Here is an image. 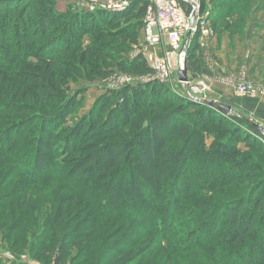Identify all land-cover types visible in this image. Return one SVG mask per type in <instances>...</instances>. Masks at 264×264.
<instances>
[{
  "label": "trees",
  "instance_id": "trees-1",
  "mask_svg": "<svg viewBox=\"0 0 264 264\" xmlns=\"http://www.w3.org/2000/svg\"><path fill=\"white\" fill-rule=\"evenodd\" d=\"M146 6L147 0H133L130 7L139 18L137 29L143 30ZM19 8L23 9L18 15ZM112 15L71 8L61 12L54 0H0V68L10 71L20 67L31 56L30 48L37 40H46L43 46L47 53L39 54L42 58L54 60L63 48L82 50L77 43L84 32L90 33L123 16L114 19ZM211 20L216 29L239 28H232L222 17ZM12 24L16 40L10 36ZM28 31L32 34L27 35ZM106 37L104 31L94 35L93 41L101 43L85 48L84 53L102 56L108 47ZM132 40L137 41V35ZM128 47L124 43L114 46L118 52ZM198 48L197 34L187 51V67L193 75L205 71L197 57ZM117 65L125 72L150 71L141 59L120 58ZM22 76V82L26 76V81H44L29 73ZM57 96L53 88L43 85L36 104L53 102ZM3 104L0 103V116L26 111L19 105ZM73 105L69 101L53 113L45 112L46 116L42 113L14 118L7 128L0 127V161L14 166L17 150H30L29 160L21 161L24 166L17 169L32 183L46 178L53 168L58 171L56 157L79 153L61 170L63 179L70 186L89 190L81 196L98 216L122 219L126 224L121 228L125 230L121 237L105 238L100 243L103 230L96 232V217L83 219L81 224L86 228L79 225L66 234L58 264L63 263L73 243L93 236L99 243L84 246L83 260L95 264H113L131 250V258L114 264H143L152 259L156 248L167 254L160 264H174V255L215 241L225 244V251L219 255L227 264H264V144L259 141V130L244 119L251 115L237 109L241 116L226 115L157 82L104 93L85 117L72 127L63 126ZM207 134L214 136L209 146ZM57 136L60 141L53 146ZM239 142H244L249 151L238 147ZM20 160H16L17 165ZM203 165L211 166V176ZM246 181L253 183L249 195L213 206L202 199L217 188ZM99 188L104 193L96 192ZM186 200L202 206L187 205L185 209L181 202ZM57 214L54 221L60 219ZM178 218L187 227L178 226ZM149 235L152 238L141 247ZM139 246L141 251L134 253Z\"/></svg>",
  "mask_w": 264,
  "mask_h": 264
},
{
  "label": "rangeland",
  "instance_id": "rangeland-1",
  "mask_svg": "<svg viewBox=\"0 0 264 264\" xmlns=\"http://www.w3.org/2000/svg\"><path fill=\"white\" fill-rule=\"evenodd\" d=\"M54 1L56 4L65 3L62 5L63 10L61 12H66L70 8L78 11L84 9L82 7L84 0ZM68 1H72V3H68ZM132 3L133 0L127 8L119 11L84 9L89 12H108L109 14H113L112 18L114 19L123 16L109 23L102 24L90 33L84 32L83 38H79L81 41L77 43L82 45V50H77V48L71 50L69 49L70 47L63 48L61 52L55 55V59L51 60L48 56H46L47 58L39 56V54L47 53V48L43 46L46 40H37L35 41V45L32 46L33 49L30 48L31 56L26 57L20 67L10 71L0 68V103H4V107L12 104L19 105L24 107L22 110H26L19 114L1 115L0 118L3 121L0 122V127L7 128L14 118L20 119L28 115H41L42 113L46 116L47 112L53 113L61 105H65L69 101L74 103V105L70 114L66 117V122L63 126L72 127L78 120H81L89 113L96 100L104 93L119 91L124 87L153 83L135 82L137 80H145L146 77L151 75L152 70L144 59V56L141 55V49L145 45V40L143 30L135 27L139 18L135 15L136 13L131 12L132 8L130 9V7ZM19 9L18 15L23 8ZM201 15L205 19L210 20L212 25V18L222 17L223 21L232 26V28L235 27L237 29L239 27L238 30L241 29L243 31V28L250 27V31H253V28L256 27L259 31L263 30L262 33H264V0H202ZM12 25L10 27L12 29L10 36L13 35L12 38L16 40V28L14 24ZM101 31L106 33L105 45H108L102 56L93 57L91 54L84 53L85 51L83 50L85 48L101 43L93 41L94 35ZM31 34L28 31L27 35ZM136 35L137 41H133L132 38L136 37ZM22 36L24 37L23 33L21 34ZM28 42H31V39ZM28 42L25 46H27ZM120 43L128 44V50L124 52L116 51L114 46ZM40 45L41 47H39ZM261 51L264 52L263 47ZM120 58L127 60L141 59L146 62L150 71L147 73L125 72L117 65V60ZM25 73L31 74L32 77H41L44 81H26L27 76L25 77V82L19 81L20 76H24ZM132 81L136 84L130 83ZM43 85L53 88V91L59 96L53 102L36 104V95ZM171 90L175 92V90ZM206 96H208L209 100H215L212 98L214 97L217 98L215 101L227 102L216 97V94L211 89L206 90ZM28 108H31L33 111L28 110ZM236 109L242 113L239 108L236 107ZM251 117L264 127L262 119L255 116ZM235 118L237 119H235L236 121L240 122L239 118ZM258 136L259 141L264 144L260 135ZM206 137V144L209 146L214 141V136L207 134ZM59 139L57 136L53 140V146L60 141ZM238 147L249 151L244 142H239ZM17 151L16 154L18 156L16 160L21 159L18 165L16 164V160L14 161V166L0 161V264H58L59 248L66 242L65 236L68 231L79 227V225L81 226L82 220L90 217H96L97 219L95 227H98V230L96 232L98 233L103 230V239L100 243L105 238L113 236L118 238L123 235L125 230L122 231L121 228H125L126 224L122 219L116 220L107 215L98 216L88 206L85 198L81 196L82 193H87L89 190H80L70 186L63 179L64 176L61 170L72 162V158L80 155L79 153H72L73 157L69 155L56 157L59 164L58 171L53 170V168L46 178L32 183L28 178L23 177L19 169H17L19 165L24 166V162L21 161L27 162L29 160L31 152L25 148H19ZM202 167L211 176V166L203 165ZM26 174L29 175V172H26ZM96 181H93L97 183L95 185H102V182L98 183ZM94 183L91 185H94ZM252 186L253 183L250 181H246L244 184L236 182L228 188H217L211 195H204L202 199L210 201L212 206L220 205L228 200L242 197V195H249ZM236 188L241 191H236ZM224 191L228 196L222 195L225 194ZM96 192L104 193L100 188ZM181 203H184L185 209L187 205L202 206V204L196 205V202L191 203L187 200ZM58 212L61 217L59 216L60 219L58 221H54L58 218ZM177 221L178 226L187 227L181 224V218H178ZM81 227L86 228L83 225ZM110 234L112 235L110 236ZM149 238L151 239L152 236L149 235L144 239L140 246L142 247L143 243L148 242ZM93 242L97 245L99 243L95 236L88 238V240L81 239L73 243L67 257L61 264L89 262V260H83L86 257L84 252L86 247L84 248V246ZM140 246L135 248L134 253L141 251ZM225 248V244H222L221 241L211 242L188 252L174 255V264H227V261L219 255L220 251L223 249L225 251ZM132 251L127 252L125 256H122L123 258L115 260L113 264L120 263L122 259L129 258V254ZM166 255V252H160L156 248L153 251L152 259L143 264H160L165 260ZM87 264H95V262Z\"/></svg>",
  "mask_w": 264,
  "mask_h": 264
},
{
  "label": "built area",
  "instance_id": "built-area-1",
  "mask_svg": "<svg viewBox=\"0 0 264 264\" xmlns=\"http://www.w3.org/2000/svg\"><path fill=\"white\" fill-rule=\"evenodd\" d=\"M131 1L84 0L83 7L87 10L119 11L127 8ZM201 4L202 0H147L143 19L145 45L141 55L152 71L145 80H137L136 83H161L197 103L208 99L206 90H209V86L206 79L196 78L187 67V51L194 37L197 34L200 38L214 33L209 20L201 15ZM189 33L190 39L183 48ZM185 68L188 69V79L181 80L179 72ZM235 92L239 96L260 97L264 100V88L258 87L245 74L240 75L236 81ZM249 119L253 120L251 116ZM259 133L264 141V127Z\"/></svg>",
  "mask_w": 264,
  "mask_h": 264
},
{
  "label": "crops",
  "instance_id": "crops-1",
  "mask_svg": "<svg viewBox=\"0 0 264 264\" xmlns=\"http://www.w3.org/2000/svg\"><path fill=\"white\" fill-rule=\"evenodd\" d=\"M64 4H56L58 11L63 10ZM212 28L213 35L199 38L196 53L205 71L195 77L206 79L216 97L227 101L223 103L264 121V100L260 97L239 96L235 92L236 81L242 74L258 87L264 88V52L261 51L262 47L264 49L263 30L254 27L250 31V27H246L243 31H226L216 29L213 25Z\"/></svg>",
  "mask_w": 264,
  "mask_h": 264
},
{
  "label": "water",
  "instance_id": "water-1",
  "mask_svg": "<svg viewBox=\"0 0 264 264\" xmlns=\"http://www.w3.org/2000/svg\"><path fill=\"white\" fill-rule=\"evenodd\" d=\"M190 39V33L187 35V37L185 38V41H184V43H183V48H185V46H186V44H187V42H188V40ZM187 73H188V69L187 68H185L184 70H181L180 72H179V78L181 79V80H186V78H187ZM202 103H206V104H208V105H210L211 107H214V108H216L217 110H219V111H221L222 113H225V114H231V115H238V116H241V114H239L236 110H235V108H233L232 106H230V105H228V104H226L227 105V107H222V106H220V105H218V104H216V103H214V102H212L211 100H209V99H205V100H203L202 101ZM244 119L245 120H247L248 122H250L254 127H256L258 130H262L263 129V127H262V125L261 124H259V123H257V122H255V121H253V120H250L249 118H247V117H244Z\"/></svg>",
  "mask_w": 264,
  "mask_h": 264
},
{
  "label": "bare ground",
  "instance_id": "bare-ground-1",
  "mask_svg": "<svg viewBox=\"0 0 264 264\" xmlns=\"http://www.w3.org/2000/svg\"><path fill=\"white\" fill-rule=\"evenodd\" d=\"M186 79H188V75H187ZM211 101L216 103V104H218V105H220V106H222V107H224V108L227 107V105L225 103H223V102H219V101H215V100H211Z\"/></svg>",
  "mask_w": 264,
  "mask_h": 264
}]
</instances>
